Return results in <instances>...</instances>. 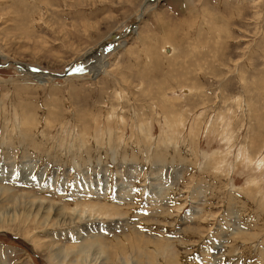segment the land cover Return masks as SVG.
<instances>
[{"label":"rangeland","instance_id":"374dc122","mask_svg":"<svg viewBox=\"0 0 264 264\" xmlns=\"http://www.w3.org/2000/svg\"><path fill=\"white\" fill-rule=\"evenodd\" d=\"M0 188V264H264V0H0Z\"/></svg>","mask_w":264,"mask_h":264},{"label":"bare ground","instance_id":"6f19581e","mask_svg":"<svg viewBox=\"0 0 264 264\" xmlns=\"http://www.w3.org/2000/svg\"><path fill=\"white\" fill-rule=\"evenodd\" d=\"M134 29V28H133ZM136 31V30H135ZM111 36V35H110ZM109 36V37H110ZM109 40H110V38H109ZM179 42V41H178ZM106 43H107V40H106ZM118 47V46H117ZM192 48V47H191ZM89 53V52H88ZM91 56H92V54H91ZM96 57V58H95ZM94 61H96V59H97V55H95L94 57L92 56L91 57ZM106 58V57H105ZM86 60H87V58H85ZM85 59L84 60H82V62H80V64L78 65V67L79 66H83V68H84V66L85 65H88L89 63H90V61L92 60H90L88 63H85L84 61H85ZM88 61V60H87ZM24 66V65H23ZM103 66V65H102ZM24 67H26V66H24ZM95 67V65H93L91 68H94ZM19 68V67H18ZM85 69V68H84ZM94 71H97V72H95V73H98V68H96V69H93ZM93 70H92V72H93ZM99 70H100V68H99ZM28 71L30 72L31 70H29L28 69ZM89 72V71H88ZM32 74V73H31ZM31 74H29V75H31ZM82 74V73H81ZM94 76L95 75H97V74H93ZM40 76V75H39ZM42 76V75H41ZM31 117V116H30ZM29 117V118H30ZM25 119H28V117L27 118H25ZM138 167V166H137ZM9 189H6V188H0V201L2 200V198L3 197H5V198H8L6 195H9L8 193H9V191H8ZM11 193V192H10ZM17 193V192H16ZM29 194V193H28ZM28 194H21V198L22 199H26L27 201H29V202H31L32 203V205H34V209L36 208L37 209V212L38 213H41V218H44V219H49L50 220V222L52 221V222H54L55 223V226H59V227H63L62 228V230L64 229V227L65 226H71L72 224L75 226V227H77V230H79L80 228L79 227H81V225H83V226H85V227H93L91 224H93L92 222H90V223H86V222H88L89 220H88V218H90L89 216H91V214L93 213H95V212H98V213H100L101 215H102V213H110V212H112V210H115L116 211V214H120L119 213V210L115 207V206H113V205H110L109 207H107L106 205H104V204H101V205H98V204H93V205H91V204H89V203H84V202H82V203H84V205L85 206H87L88 208L90 207L91 208V210L89 211V212H87V214L85 215L86 217L88 216V218L86 219V220H84V218H86V217H84L83 219H82V214L83 213H80V212H78L79 213V215L78 214H76V212L74 211V210H76V208L75 209H73V210H70V209H67L66 207H64L62 204H57V203H51L50 201H48V200H43V199H34V196H32V195H28ZM18 196H19V194H18ZM17 196V197H18ZM13 197V196H12ZM19 198L20 197H18L16 200H19ZM2 203V202H1ZM82 203H79V204H82ZM76 205L78 204V203H75ZM81 206V205H80ZM72 207V206H71ZM3 210H7V207H4L3 208ZM88 209H86V211H87ZM97 217V216H96ZM11 219H13V218H10V217H6V216H4V215H2L1 213H0V224H4L5 223V221H9V220H11ZM83 221V222H82ZM87 225H89V226H87ZM69 226V227H70ZM72 227V226H71ZM81 229H83V228H81ZM83 230H85V228L83 229ZM72 232V231H71ZM75 232V231H74ZM76 234V233H75ZM75 234H72V233H69L68 234V237H74V235ZM77 235V234H76ZM89 235V234H88ZM94 235L92 234V236H90V237H93ZM132 236V235H131ZM125 237V236H124ZM130 237V236H129ZM135 238H137L138 239V236H135ZM76 239H78V237L76 236ZM136 239V240H137ZM120 240V239H119ZM133 240H134V238H133ZM121 241V240H120ZM120 241H118V242H120ZM134 242V241H133ZM138 242H139V240H138ZM141 242V241H140ZM93 244V243H92ZM92 244L90 243L88 246L90 247V246H92ZM95 244V243H94ZM135 244V243H134ZM138 244V243H137ZM136 245V244H135ZM140 245V244H139ZM87 246V245H86ZM87 246V247H88ZM54 247H56V248H58L57 246H53L52 248H54ZM76 247V246H75ZM74 246L73 247H64V248H62L61 247V249L59 250V254L62 252V251H65L63 254H64V258H66L67 256H68V254H69V252L71 251V250H74V248H75ZM85 247V246H84ZM98 247V246H97ZM97 247H96V249H97ZM154 247V246H153ZM80 248H83V247H80ZM80 248H77L78 249V256H79V254H80V256H79V259H80V261H81V263L77 260V259H73V260H71V262L69 263V264H86L85 263V260H86V262L88 261L87 259V257H89V252H88V255L87 256H85L86 254H84V253H82V249H80ZM156 248V247H155ZM163 248V247H162ZM161 248V249H162ZM89 248H87V250H88ZM96 249H95V254L97 253V251H96ZM160 249V248H159ZM86 250V249H85ZM87 250H86V252H87ZM156 250V249H155ZM84 251V250H83ZM157 251V250H156ZM116 252V251H115ZM153 252H154V250H153ZM146 253V252H145ZM147 255V254H146ZM145 255V257H147ZM151 255V254H150ZM55 256H59V255H55ZM120 259H121V257H120ZM146 259V258H145ZM96 260H98V257H97V259ZM155 260V259H154ZM90 261V260H89ZM139 261V260H138ZM150 262H151V260L149 259V255H148V259H147V261L145 262V264H150ZM96 263H98V264H105V259H100L99 261H97ZM87 264H91L90 262L89 263H87ZM139 264V263H138ZM144 264V263H143Z\"/></svg>","mask_w":264,"mask_h":264},{"label":"snow or ice","instance_id":"6c2138e0","mask_svg":"<svg viewBox=\"0 0 264 264\" xmlns=\"http://www.w3.org/2000/svg\"><path fill=\"white\" fill-rule=\"evenodd\" d=\"M37 69H33V71H36ZM73 72H81L84 71L83 66H79L77 68L72 69Z\"/></svg>","mask_w":264,"mask_h":264},{"label":"water","instance_id":"95a60500","mask_svg":"<svg viewBox=\"0 0 264 264\" xmlns=\"http://www.w3.org/2000/svg\"><path fill=\"white\" fill-rule=\"evenodd\" d=\"M70 71H71V73H75V74L82 73V71L81 72H73L72 70H70Z\"/></svg>","mask_w":264,"mask_h":264}]
</instances>
